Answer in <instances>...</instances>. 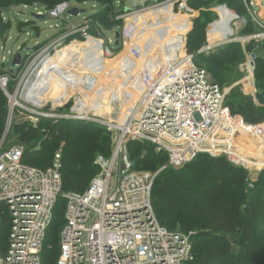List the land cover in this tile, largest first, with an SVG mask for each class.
I'll return each instance as SVG.
<instances>
[{
  "label": "built area",
  "instance_id": "2783aa9c",
  "mask_svg": "<svg viewBox=\"0 0 264 264\" xmlns=\"http://www.w3.org/2000/svg\"><path fill=\"white\" fill-rule=\"evenodd\" d=\"M161 1L162 5H167V12L171 15L155 14L157 23L184 15L189 21L182 26L190 27L171 45L155 50L147 42L133 44V38L138 34L137 18L143 13L141 10L117 11L116 20L123 24L118 27L119 41L116 45V33L102 42L87 34V26L73 24V16L69 14L72 7L68 3H60L51 10L35 9L38 18L57 21L55 27L62 34L41 49L33 63L24 68L13 95L6 92L12 81L10 68L6 75L0 76V86L10 100V120L12 112L17 109L31 113L38 120L96 123L110 134L111 152L108 157L99 155L95 158L93 164L98 172L83 193H64L60 172L63 143L55 152L52 165L45 170L24 163L21 146L0 151V264H41L46 232L60 198L65 200V213L56 264H191L194 260V233L169 232L158 223L152 204V189L158 173L133 169L127 151L130 142H148L156 147L157 152H164L167 163L162 170L179 168L200 154L225 157L231 165L247 172L264 168L262 163L239 152L236 143L239 137L247 136L258 139L262 145L264 119L258 124H249L242 117L232 115L224 105V91L209 78L204 68L194 63V56L186 50V35L196 12L190 7L193 0ZM243 2L251 21L261 32L248 35L243 40L239 38L238 42L264 41V21H259L250 11L247 6L249 0ZM116 5L118 8L119 3ZM214 13L220 20L218 12ZM215 23L207 35L215 29ZM162 27L158 28L160 36L167 33ZM77 37L85 41L73 39ZM89 39L101 42L103 60L121 61L122 71L116 82L122 92L112 90L113 119L97 115L104 88L100 90L101 97L97 96L91 105L85 103L93 82L87 76L85 79L74 77L76 72L72 60L76 52L73 51H69V56L64 59L65 66L59 67H68L64 71L74 74L70 76L73 80L66 79L68 89L72 91L64 96L65 99L58 102L50 99L44 103L28 100L33 106L31 110L19 103L18 100L26 102L28 85L39 78L38 70L42 69L46 57L53 58L72 42L85 44ZM68 40L70 43L65 44ZM213 47V44L208 45L199 54L207 53ZM119 48L123 51L117 53ZM86 49V46L80 49V59ZM1 51L5 50L1 48ZM143 53H147L148 58L139 70V64L133 59H138ZM5 54L0 57V62L10 65L11 52ZM80 62L86 63V59L82 58ZM252 65L250 63L249 68ZM48 67L55 69L54 65ZM92 67L102 68V64L96 61ZM250 79L245 86V95L253 97L256 104L253 77ZM17 92L19 96L13 104ZM133 94L137 97L133 107L124 111L123 105L132 99ZM71 102L73 104L66 114H56L55 111L68 107ZM47 106L50 109L46 110Z\"/></svg>",
  "mask_w": 264,
  "mask_h": 264
},
{
  "label": "trees",
  "instance_id": "16d2710c",
  "mask_svg": "<svg viewBox=\"0 0 264 264\" xmlns=\"http://www.w3.org/2000/svg\"><path fill=\"white\" fill-rule=\"evenodd\" d=\"M205 1L225 4L229 10L223 7L216 9L220 20L213 25L215 29L210 31L208 36L216 29L232 24L235 20L233 13L245 17L246 20V25L239 30L240 35L248 36L261 32L251 21L243 0H193L190 7L199 11ZM61 2L68 0H0V38L12 27L10 19L4 22L2 18L9 7L37 3L44 6L43 9L51 10ZM79 2H93L106 7L95 19L106 32L122 25L121 21L114 19L118 13L115 11L116 0ZM191 22V29L186 35L187 52L198 50L205 44L207 31L201 19H193ZM31 23L17 20L15 29L21 32L26 29L24 27H28L37 32V27ZM76 43L67 48L68 52L64 51L63 59L69 56V51H73L80 60L81 55L75 49ZM259 43L264 47V41ZM253 45L244 47L250 51ZM220 50L219 55L210 56L204 61L209 74L216 71L221 74L218 68L222 62L237 64L243 60L240 61L237 56L242 52L238 43L227 45ZM254 62V76L258 88L257 104L250 98H243L240 93H234L227 104L232 114H238L249 124H258L264 119V62L259 56H256ZM3 74L5 70L0 64V76ZM215 83L221 87L218 82ZM106 110H112V107H105L98 112L100 114ZM7 115L6 97L0 89V140L6 128ZM10 132L8 137H12L16 142L5 150L19 146L18 144L22 145L23 162L42 170L52 165L54 154L63 143L60 171L62 190L74 193H83L98 172L93 164L95 158L99 155L108 157L111 152L110 134L104 127L91 122L41 119L37 128L24 122L15 124ZM127 151L133 169L138 172H143L140 171V166L155 167L167 163L166 154L157 152L156 147L148 142H130ZM250 187L253 190H250ZM152 204L158 223L167 231L176 232V227L182 232L195 231L192 241L194 260L191 264H264V170L256 180L250 182L248 172L234 167L225 157L200 154L179 168H166L158 173L152 189ZM64 213L65 200L60 198L54 207L52 221L46 232L41 264H56L55 256L57 254L58 257L59 254L57 245L59 233L64 226Z\"/></svg>",
  "mask_w": 264,
  "mask_h": 264
},
{
  "label": "rangeland",
  "instance_id": "374dc122",
  "mask_svg": "<svg viewBox=\"0 0 264 264\" xmlns=\"http://www.w3.org/2000/svg\"><path fill=\"white\" fill-rule=\"evenodd\" d=\"M64 3V2H61ZM70 4V6L72 7L71 9H77L80 12H84L79 14V16L77 17H73L71 18V21L73 24L78 25V26H87L88 31L87 34L93 38H95L98 41H104V38H112L113 37V33H118L120 31L119 28H114L113 31H109L106 32L103 29V26L98 22L95 21V19L97 18L96 15L103 9H105L106 7H102L99 6L96 3L93 2H83L80 3L79 0H68V2H65ZM116 3H119L118 8ZM204 6H201V10L196 11L195 14H193L192 18L193 19H201L203 21L202 24H204L207 28L206 31V35H205V41L201 48H199L198 50H193V51H188L190 55L194 56V60L196 64L201 65V67H203L206 72L209 71L208 67L206 65V63L204 62L206 58L210 57V56H215V55H219L221 52L220 49H222V47L224 48L227 45H231L234 43H238L240 44V46L242 47V52L240 51L239 54L237 56H239L238 58H240L239 63L237 64H232V63H224L222 62L220 67L218 68V72H221V74H217L216 73H211L210 74L207 72L209 78L212 81H216L221 85V89L224 91L225 94V100H224V105L225 107L228 108V110L230 111V113L232 114L230 108L227 106L229 100H231V96H234V93H240V95L243 98H250L253 100V97H247L245 94H247L246 90L247 87H245L247 85V81L248 78L250 79V76L253 77L252 81H253V88L255 90V102L256 101V96L258 94V88H257V81L255 79L254 76V71H255V58L256 56H259L262 58L263 62H264V47H262V45L260 46L259 42H255V41H251L250 43H245L242 44L240 42H238V39L240 38V40H243V38H245V35H240L239 34V30L244 26V21L245 17H239L238 15H236L235 13H233L234 15H236L238 17V19H235L234 22L230 25H224V27H221L219 29L222 28H231V31L229 32V35H227L223 40H218L216 43L217 45H215L214 42L210 43V39L211 36L213 35L214 32H216L218 29H216V31H214L213 33H211V35H207V32L209 31V29H211V25L213 23H218V17L216 16V13H214V11H216V7L219 6H225V4H218L216 2H210L209 1H205ZM167 5H162V1L161 0H116L115 2V11L117 12H124L126 9H135V10H141L143 13L140 14L138 16V34L134 36L133 38V44L138 43L139 45L142 42H147L150 43L152 45L153 50L159 48L161 49V47L163 48L165 45H171V43L174 40H177V36L183 35L184 32L186 31V29H189V25L187 27L182 26V24H185V22H188V18L187 16L184 15H177L175 18H170L167 19L166 21H161L160 23H157L156 19H155V14H160V13H164V14H169L171 15L169 12H167L169 9L168 7H166ZM249 8L250 6L247 5ZM44 6L34 3L32 5H23V6H11L8 8V12H4L2 15L3 21L7 22L9 19L12 22V27L11 29L4 35L3 38H0V57L4 54V56H6L7 54H5V52L10 51L11 55H10V65L6 64L3 65L0 64L4 67L5 70V74L7 73V69L10 68L11 70V63L13 58L17 55V54H21L22 56V66L21 68H14V71L11 72L9 70L10 75H11V84L6 88V92L9 95H13L15 88L21 78V75L24 71V68L28 65L30 66L34 59L36 58V56L38 55L39 51L43 48H46L48 45H50V43L58 36H60L62 33L60 31H58V29L55 27L56 25H58V22L49 18H36V12L35 9H43ZM149 11H152V13L148 14ZM250 11H254V9L250 8ZM119 13V14H120ZM172 13V12H171ZM6 14H8L10 17L6 16ZM109 14V13H108ZM113 15L114 11H113ZM111 16V15H109ZM117 14L115 15V20H116ZM102 18V17H101ZM192 19V20H193ZM20 21L23 23H27V22H32L31 24L37 27V32L34 31V29L28 28V27H24L26 29H24L21 32H18L15 29V22ZM191 20V19H190ZM191 20V21H192ZM169 22V24H168ZM121 23L123 24V22L121 21ZM192 24V23H191ZM161 26H163L162 28L165 29V31L167 33H165L164 35L160 36L159 32H158V28ZM230 26V27H229ZM101 27V29H99ZM94 31H93V30ZM180 29V30H179ZM92 31V32H91ZM106 32V33H105ZM28 33V34H27ZM155 37V38H154ZM75 40H81V41H85L83 40L81 37H77V38H73ZM103 39V40H102ZM98 41H94L89 39L87 42H85V44H81L80 42H77L75 49L78 51V53L81 55V48L86 46L87 49L85 51H83L82 53V58H87L89 59L91 53L93 52V50L96 49L97 44L95 43H99ZM70 43V41L68 40L65 44ZM74 44V42H72ZM71 43V44H72ZM71 44H68L70 47ZM213 44V48L211 51L207 52V53H202L199 54V51L204 48L207 47L208 45H212ZM249 44H254L253 47L250 49V51L246 50L244 46L249 45ZM62 50V52L60 53H56L54 55L53 58L50 59L49 65H54L55 67H60L62 64H60L61 62L64 61L63 59V53L68 52L67 48ZM172 47H175V45H173ZM1 48L4 49L5 51H1ZM151 48V49H152ZM123 48H119L118 50H116V52H122ZM88 50H91V52H87ZM220 50V51H219ZM234 50V49H232ZM150 51V50H149ZM148 53L151 54L152 51H150ZM147 53H143L142 56L144 57V61L148 58V54ZM174 54V53H172ZM141 56V57H142ZM82 58L80 60H82ZM121 58V57H120ZM58 61V63H56V61ZM79 60V58H78ZM96 61V60H95ZM120 60L116 59L115 61H104V60H100L99 63L102 64V71L104 72H109V70H112L114 68H118L119 64H120ZM250 63H253V65L249 68ZM45 65V63H44ZM142 65V63L140 64V66ZM10 66V67H9ZM65 66V64H64ZM246 66V67H245ZM42 69H45L44 67ZM51 69H49L50 71ZM50 72L55 73L58 75L59 78H61L63 80V88L62 91L64 90V86H66V83L64 82L66 80V77L63 76V71L62 69H60V71L57 70H51ZM118 73H121L120 70H118ZM217 75V76H215ZM80 73H76V75L74 77L79 78ZM92 78H94L92 76ZM90 79V78H89ZM72 80V79H71ZM108 78H105L102 76V80H99L98 82H93V87L91 88L92 91L88 93V101L90 102V104H92L94 102V100L97 98V96L101 97V93L102 91H100L101 89L104 88L105 92L103 94V96L101 97V103L99 102L100 108L99 111L102 110L108 104L109 101V89L111 88V85L109 83ZM251 80V79H250ZM214 81V82H215ZM251 82V81H250ZM248 82V83H250ZM51 87V85H50ZM0 89L2 90L1 86ZM2 92L4 93L5 97H6V92H4L2 90ZM137 98V97H136ZM136 98H133L132 100H128V104L125 103L124 105H126V111H128L130 109V107L132 106L133 103H135ZM26 99V98H25ZM34 101V99H32L31 97H29V95H27V99L26 102L23 100H18L19 103L23 104L24 106H26V109H33V106L31 103L27 102V101ZM98 100V99H97ZM6 101H7V114L9 113V104H10V100L6 97ZM35 102V101H34ZM254 102V100H253ZM73 104V102H71L68 107H64L61 109H58L56 112L57 115H63L66 114L69 111V106H71ZM50 109L49 106H47L45 109ZM44 109V110H45ZM105 110V109H104ZM98 116H101V118L105 119L107 116H109V119H113V113L112 110H106L103 113L97 114ZM234 115V114H232ZM234 116H239L234 115ZM35 117V116H33ZM31 113H26L24 111H19V110H14L12 112V117L11 120L9 122V126H8V131L5 135V131L2 134L1 140H0V151H5V148L10 147L13 143H15V139H11L12 137H8L9 135L8 132H10V129L15 125V124H22L24 122H27L28 124L32 125L34 128L38 127V123L40 120H38L37 118H33ZM61 120V119H60ZM6 121V125L8 122V115H7V119ZM92 123V122H91ZM96 124V123H94ZM99 125V124H96ZM11 133V132H10ZM9 133V134H10ZM247 143L245 144H237V149L239 152H241L243 155L253 158L255 160H257L258 162H260L259 164H263L264 165V143L263 145H260L259 140L258 139H254L253 137H244L243 138ZM2 142V143H1ZM237 142V141H236ZM238 143V142H237ZM19 146H22L20 144H18ZM17 146V145H16ZM23 148V147H22ZM261 149V150H260ZM258 150V151H257ZM162 165H158L155 167H141L143 172H150L151 174H157L160 173L162 170ZM259 168H261V166H257ZM264 168L261 169H252L251 171H248V178L250 179V182L252 180H256L258 178V175L261 171H263ZM163 171V170H162ZM250 190H253L252 187H250ZM64 193H69L71 191H65L63 190ZM176 232L178 233H182V234H188V233H194L195 231L193 230H189L186 232H182L180 231L177 227L176 229H174ZM264 231V229H263ZM60 234V233H59ZM59 247V241H58V245ZM236 249H238L237 247H235ZM58 253V251H57ZM55 258H57V254L55 256Z\"/></svg>",
  "mask_w": 264,
  "mask_h": 264
},
{
  "label": "bare ground",
  "instance_id": "6f19581e",
  "mask_svg": "<svg viewBox=\"0 0 264 264\" xmlns=\"http://www.w3.org/2000/svg\"><path fill=\"white\" fill-rule=\"evenodd\" d=\"M136 23H137V27H138V22H136ZM168 24H169V22H168ZM230 31H231L230 28L218 29L211 36V39L209 40L210 43H212V42L215 43L218 40H223L229 34ZM95 44H97V47H96L95 50H93V52L91 53L89 59L85 58L86 59V63L80 62L81 60H78L77 56L75 55L74 60H72V64L74 65L73 70L76 73H78V74L80 73V76L82 77V79H85L84 77L87 76V79L90 78L91 81L95 82V83L98 82L99 80H102V76L105 77V78L110 79L109 83L111 85V88L109 89V92H108L110 98H109L108 104L106 106L112 107V104H111L112 90L120 92V93L122 92L120 87L118 86V83L116 82V77L119 75L118 70L122 71L121 70V62L119 64L120 67L118 66L119 68H114L112 70H109L110 74H108V71L107 72L102 71V68L94 69L92 67V64L94 62H96V61L99 62L100 60H103L102 54H101V42L95 43ZM65 48L66 47H64L63 49H65ZM183 54H184V51L182 50L181 55H183ZM133 60H134V63L139 64V66H140L141 63H142V65L144 63V57L143 56L142 57L140 56L138 59H133ZM48 61H50V59L48 57H46V59L44 60V62L42 64L45 69L38 70V73H40L39 76H38L39 78L34 80L31 84L28 85L29 92H28L27 95H29V97L34 99L35 103L36 102H41V101L44 103L45 101L50 100V99L51 100H55V102L62 101L63 99H65L64 96L68 92L72 91V90L68 89V85L66 83V80L64 81L66 83V90L62 91L63 80L61 78H59L57 74L52 73V72L49 71V67L48 66H49L50 62H48ZM58 61L59 60H57L56 63H58ZM104 61H107V59H105ZM44 63H45V65H44ZM64 64L65 63L63 62L62 66H64ZM60 69L61 68H59V67L58 68L55 67L54 70L60 71ZM62 69H63V76L66 77L67 80H71L70 76L74 75V74H72L70 72L68 73V71L67 72L64 71V69H68V67H64ZM141 69L142 68L140 66L139 70H141ZM92 76L94 78H92ZM72 80H73V78H72ZM50 85H51V87H50ZM92 87H93V84L89 88H92ZM18 96H19V92L16 93V97L12 100L13 104L16 103L15 99L18 98ZM55 96H57L58 98L55 97ZM22 98H24V97H22ZM55 98H57V99H55ZM133 98H136L135 94L132 95V99ZM85 103L88 106L91 105L90 102L88 101V94H87V97L85 98ZM126 103L128 104V100H126ZM133 105H134V103L132 104V106L130 108H132ZM126 108H127L126 105H123V110L124 111H126ZM237 142H236L237 144H242V143L245 144V143H247L243 139V137H239L237 139ZM262 143H264V140H262Z\"/></svg>",
  "mask_w": 264,
  "mask_h": 264
},
{
  "label": "water",
  "instance_id": "95a60500",
  "mask_svg": "<svg viewBox=\"0 0 264 264\" xmlns=\"http://www.w3.org/2000/svg\"><path fill=\"white\" fill-rule=\"evenodd\" d=\"M222 7H223L225 10H227L225 6H222ZM81 13H84V12H83V11L80 12V11H78L77 9H72V10L69 12V14H70L71 16H73V17H77L78 14H81ZM35 17L38 18L37 15H35ZM115 40H116V45H117V44H118V41H119V34H118V33L115 34ZM21 63H22V56H21V54H17V55L13 58V60H12V63H11V70H10V71L12 72L14 67H20V66H21ZM9 122H10V114H9V116H8V122H7V125H6L5 135H6L7 131H8ZM1 143H2V142H1Z\"/></svg>",
  "mask_w": 264,
  "mask_h": 264
},
{
  "label": "crops",
  "instance_id": "0c3cea01",
  "mask_svg": "<svg viewBox=\"0 0 264 264\" xmlns=\"http://www.w3.org/2000/svg\"><path fill=\"white\" fill-rule=\"evenodd\" d=\"M248 5L250 6V8L254 9V11L252 12L256 15L258 20L263 22L264 21V0H249ZM150 13H152V11H149L148 14Z\"/></svg>",
  "mask_w": 264,
  "mask_h": 264
}]
</instances>
